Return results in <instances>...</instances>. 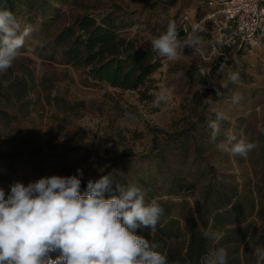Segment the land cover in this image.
<instances>
[{"label":"rangeland","instance_id":"374dc122","mask_svg":"<svg viewBox=\"0 0 264 264\" xmlns=\"http://www.w3.org/2000/svg\"><path fill=\"white\" fill-rule=\"evenodd\" d=\"M55 7L58 16L45 23L37 19L32 24L35 31L25 39L13 66L0 74V111L5 114V120L0 119V187L6 194L15 182L27 185L45 176L76 175L78 168L83 170L82 182H87L112 165L135 184L137 179L150 180L157 186L159 199L177 203L183 199L165 195L168 182L175 176L190 183L193 178L202 181L224 174L233 176L239 188L249 182L250 190L255 191L261 185L264 160L259 158L257 135L264 127V49L228 53L226 66L216 70L210 80L200 70L205 67L210 71L214 64L202 59L195 49L185 48L176 61L153 51L161 67L136 90L122 91L92 81L85 69L65 65L60 51L49 60L50 50L42 52L40 48L82 14L99 18L111 13L120 23L118 35L132 40L139 49L152 50L150 39L165 32L169 21L181 38L185 36L180 25L182 15L188 13L193 20L204 15L196 2L64 0ZM24 25L21 23L22 28ZM199 35L206 58L205 35ZM165 87L172 90L171 96L154 107L155 94ZM233 94L241 97L238 103H233ZM218 111L227 117L221 125L224 140L229 131L237 136L243 132L255 143L247 157L218 150L219 142L199 151L195 148L208 141V128L203 125ZM152 126L169 134L187 132L197 139L196 144L190 141L186 164H181L178 142L165 154L164 166L158 168L151 152L153 136L148 129ZM198 129L203 132L197 134L194 130ZM18 143L54 153L55 161L43 170L34 159L13 163L11 155L18 151ZM125 154L130 155L128 161L122 158ZM206 167L214 173L203 175ZM201 192L202 184L184 192L188 212L194 218L201 208ZM254 249L241 246L246 264H257Z\"/></svg>","mask_w":264,"mask_h":264},{"label":"clouds","instance_id":"9594fccd","mask_svg":"<svg viewBox=\"0 0 264 264\" xmlns=\"http://www.w3.org/2000/svg\"><path fill=\"white\" fill-rule=\"evenodd\" d=\"M33 31V25L22 28L12 11L0 8V74L13 66ZM150 43L152 51L176 61L185 48L198 51L203 41L195 29L181 38L169 21L166 31ZM171 94L170 88H161L153 106L160 107ZM240 99L233 94V103ZM225 119L218 111L209 121L212 142ZM216 147L231 156L247 157L256 145L243 132L237 136L229 131ZM82 176L78 168L76 175L45 176L27 185L15 182L7 194L0 187V264H169L166 252L156 251L152 242L136 234L141 228L156 232L164 212L157 199L146 201L142 187L115 183L109 175L89 179L82 193ZM201 231L214 243L223 236L211 226ZM51 253L58 255L53 258ZM254 255L257 264H264V247H256ZM227 257V250L218 247L202 257V264H227Z\"/></svg>","mask_w":264,"mask_h":264},{"label":"trees","instance_id":"16d2710c","mask_svg":"<svg viewBox=\"0 0 264 264\" xmlns=\"http://www.w3.org/2000/svg\"><path fill=\"white\" fill-rule=\"evenodd\" d=\"M63 1L0 0V8L12 11L20 23L32 25L37 19H41L43 23L55 19L58 16L55 5ZM117 20L118 17H114L111 13L99 18L82 14L40 49L42 52L50 50L49 60H53L54 54L60 51L65 65L85 69L87 78L92 81L104 83L122 91L136 90L161 67L160 60L150 48L139 49L132 40L118 35L120 23L117 24ZM224 66H226V61L217 62L210 69L209 76L204 78L210 80L215 71ZM0 119L5 120V114L1 111ZM215 119L216 113H213L210 120ZM223 123L222 121L221 125ZM208 124L203 125L208 128L206 136L208 141L200 146L197 145L195 148L198 151L214 144L210 139L212 129ZM200 129L194 131L201 134L203 131ZM148 130L153 136L151 152L155 153L154 157L159 162L158 168L164 166L165 154L171 152V149L176 146L174 144L178 142L181 143L176 150L183 159L181 164H186L184 160L188 154L190 141L196 144L197 139L192 138L187 132L169 134L153 126ZM223 140L221 129L215 143ZM257 142L259 158L264 160V127L258 132ZM16 147L18 151L11 155L13 163H20L25 158L34 159L39 170H43L56 158L54 153H42L35 147L24 146L23 143H18ZM122 158L128 161L130 155H122ZM213 173L214 171L207 167L202 171L203 175ZM261 173L264 175V167ZM101 175H109L115 183L124 186L135 184L134 179L130 180L127 175H121L115 165L107 167ZM101 175L91 179H99ZM233 180V176L222 174L205 177L202 181L193 178L190 183H185L183 177L175 176L168 182L165 195L183 199L177 203L159 199L161 195L155 183H151L150 180L137 179L136 185L142 187L147 193L146 201L156 198L164 212L154 234L148 228L137 229L136 234L152 242L156 251L166 252L169 264H202V257L218 247H224L227 250V264H246L240 252L241 246L244 244L245 247L256 248L264 245V176L261 178V185H258L255 191L250 190L249 182L239 188ZM87 182L81 183L82 193L86 190ZM115 183L113 188H115ZM201 184V208L197 218H194L193 214L188 212L189 204L185 200L184 192H192L195 186ZM108 195L106 193V197ZM209 226L212 231L223 233L218 243L203 236L201 229L206 230ZM51 255L55 258L58 253H51Z\"/></svg>","mask_w":264,"mask_h":264},{"label":"built area","instance_id":"2783aa9c","mask_svg":"<svg viewBox=\"0 0 264 264\" xmlns=\"http://www.w3.org/2000/svg\"><path fill=\"white\" fill-rule=\"evenodd\" d=\"M204 15L199 19L185 13L180 25L183 35H205L206 58L200 48L197 54L214 65L228 60V53L264 49V0H194ZM209 75V68L201 67Z\"/></svg>","mask_w":264,"mask_h":264}]
</instances>
